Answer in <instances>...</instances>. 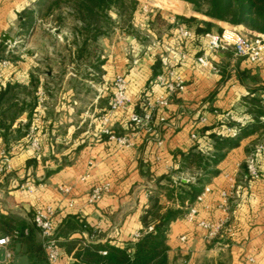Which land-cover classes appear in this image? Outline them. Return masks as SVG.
Masks as SVG:
<instances>
[{
  "label": "crops",
  "instance_id": "0c3cea01",
  "mask_svg": "<svg viewBox=\"0 0 264 264\" xmlns=\"http://www.w3.org/2000/svg\"><path fill=\"white\" fill-rule=\"evenodd\" d=\"M36 1L0 0V42L8 43L9 47L18 46L23 51L19 45L23 37L19 20L22 12ZM186 16L211 21L194 11ZM213 22L222 30L227 27L226 22ZM137 23L146 24V19L138 16ZM238 29L245 35L253 32ZM52 32L59 41L67 36L64 30ZM5 35L15 37L16 43L11 45L5 41ZM204 35L186 41L188 58L185 61L179 60L176 53L172 54L174 68L186 82L184 91L174 95L169 106L155 114L150 126L139 127L134 132L128 130L131 114L138 109L143 111L148 100L163 92L154 83L150 88L148 84L154 76L156 57L166 54L169 46L178 48L175 29L172 34H163L159 38L161 42L155 46L152 45L154 36L150 38V45H140L129 36L130 46L129 43L120 45L117 39L111 38L105 45L102 55L105 60L98 70L91 66L85 72L84 67L78 73L70 70L57 87L53 84L48 111L39 108L38 100L26 136L18 139L5 162L1 153L5 144L0 134V164H6V170L0 172V214L32 221L38 207L51 205L58 228L80 217L89 227L104 234L103 241L111 239L123 244L134 240L141 229L148 190L153 186L149 176L170 173L175 183L178 179H194L196 171L173 173L180 153H188L197 144L202 152H208L213 147L210 133L230 136L227 126H232L231 121L252 120L249 100L264 86V60L252 63L236 56L232 49L210 55L217 70L202 67L196 57L206 51ZM34 48L18 62H10L2 68L0 87L12 81L29 88L34 75L38 78L36 95L40 89H45L48 77L37 71L43 53L34 52ZM52 50L50 48L49 54ZM119 74L126 77L131 103L127 109L114 113L111 129L115 134L129 136L131 146L119 145L100 132L102 125L98 117L110 107L113 81ZM71 76L75 77L73 82ZM38 116L42 150L35 156L29 148V132ZM159 116L166 120L160 122ZM29 120L26 111L15 126ZM205 127V134H201ZM262 144L264 127L243 137L220 160L218 173L204 183L202 191L206 186L211 189L204 200L192 202L198 208L196 221H189L184 215L171 222L168 242L173 264H185L188 260L191 264H264V152L257 155L259 178L248 179L244 174V165L253 151L249 152ZM102 183L109 185L108 190L101 199L90 202L91 190ZM63 187L72 190L67 192ZM224 192L228 194L225 204ZM201 220L211 223L227 220L223 227L224 240L219 244L212 242L207 230L198 225ZM83 234L89 237L87 230H83ZM183 235L188 238L185 242L180 238ZM36 236L41 240L39 230ZM22 251L17 245L14 264H29ZM61 254L58 264H70L71 258L64 251Z\"/></svg>",
  "mask_w": 264,
  "mask_h": 264
},
{
  "label": "trees",
  "instance_id": "16d2710c",
  "mask_svg": "<svg viewBox=\"0 0 264 264\" xmlns=\"http://www.w3.org/2000/svg\"><path fill=\"white\" fill-rule=\"evenodd\" d=\"M125 1L131 3L129 10L125 7ZM176 1L165 0L166 3ZM183 1L192 4L195 12L211 21L186 16H176L174 21H170L162 18L159 13L153 14L150 11L146 20L148 32L145 42H150L153 36L162 38L166 32L172 34L177 24H182L192 31L195 39L200 34L213 32L212 29L217 27L213 21L244 25L251 30L264 33V0ZM139 5L138 0H38L22 12L19 20L20 35L24 36L34 30V42L38 45L34 48V52L38 50L43 53L37 71L48 77L44 87L47 94L43 103L45 110L49 109V93L51 94L53 84L57 87L70 70L78 73L81 67L85 69L91 66L97 70L100 68L105 60L102 57L105 53L104 44L115 34L119 26L118 20L125 16L128 21L127 27H133L131 23L137 19L139 11L141 12L138 10ZM113 10L116 18H113ZM70 19L74 24V27L70 28L72 38L66 36L64 41H59L52 30H63ZM159 22L164 24V28L158 31L156 26ZM215 32L221 33L222 28L217 27ZM43 38L50 43L46 46L45 43L42 45ZM50 45L53 49L52 54H49ZM55 46H61L63 51H55ZM29 53H31L30 48L20 51L18 46L9 47L8 43L0 42V62L7 60L16 63L22 59L23 54ZM162 71L161 56L158 55L153 66L154 76L148 88L154 83L157 74ZM71 77L73 82L75 77ZM84 77L89 78L86 75ZM37 86L38 78L33 75L29 88L12 81L0 87V134L8 155L11 154L18 139L26 136L28 132L31 118L38 106ZM87 91L89 95L92 94L91 90ZM257 92L260 95H254L249 100L248 112L252 120L239 125L237 135L225 136L212 132L209 136L213 140V147L208 152H202L197 144L188 153H180L178 167L172 169L173 173L196 171L194 179L186 181L178 179L175 183L173 174L170 173L159 177L149 176L153 186L148 190L149 197L141 215V229L137 238L123 244L114 243L111 239L103 241L104 234L98 229L89 227L80 217H74L66 225L58 228L59 247L71 258L70 264H173L169 257L168 242L171 222L185 215L188 205L201 193L204 183L218 173L217 165L228 150L237 146L250 132L258 127H264V101H262L264 86ZM26 96L29 98L26 99ZM26 111L30 120L24 125L15 126L16 120ZM136 113L143 114L144 110L138 109ZM229 124L235 123L231 121ZM138 129V124L129 121V132ZM205 131L206 127L201 134H205ZM113 132L116 133L115 130ZM252 151L254 148L249 154ZM244 174L246 178H251L247 171V163L244 165ZM176 202L180 206H177ZM33 216L32 221H29L13 215L0 214V237L9 235L10 249L15 252L16 246L19 245L23 254L27 256L29 264H50L42 240L36 236L39 229L33 222ZM83 230L88 231V238L83 234ZM225 236V228H223L211 241L219 244ZM11 264H14V261Z\"/></svg>",
  "mask_w": 264,
  "mask_h": 264
},
{
  "label": "built area",
  "instance_id": "2783aa9c",
  "mask_svg": "<svg viewBox=\"0 0 264 264\" xmlns=\"http://www.w3.org/2000/svg\"><path fill=\"white\" fill-rule=\"evenodd\" d=\"M151 9L148 6L144 7V12L148 13ZM175 19H173L174 21ZM136 26H140L142 29H147L145 23H137ZM237 26L229 25L225 27L221 33L207 32L204 37L206 39V51L196 57V61L205 68H212L217 70L210 59V55L216 54V52L232 49L234 54L238 57H245L252 63H259L264 60V33L252 32L248 35L242 34ZM176 31V43L178 48L169 46L168 52L161 57V63L163 71L157 74L154 84L163 89L162 93L156 94L153 100H148L145 104L144 113L138 114L133 112L130 116V121L139 125L140 128L150 126L154 122V116L158 111L166 109L174 95H177L184 91L186 87L185 80L176 72L173 65L172 54L176 53L179 60L185 61L188 58V52L185 48V42L192 40L194 34L188 30L182 24H177ZM160 39L155 38L153 46L160 43ZM177 47V46H176ZM10 61L0 62V82L3 80L2 68L7 66ZM113 97L111 100L110 108L101 116L98 117L102 127L101 133L107 135L111 141L116 142L119 145L131 146L132 140L129 136H122L115 134L111 129V122L115 112L119 110L127 109L131 103V99L128 95V82L124 75H116L113 81ZM45 91L40 89L38 91L39 108L43 109V103L45 98ZM262 101H264V93L262 94ZM160 122H164L166 117L159 116ZM40 117H36L35 122L32 124L29 132V148L32 150L35 156H39L42 150V143L38 136ZM245 120L235 119V124L227 126V133L231 136L237 135L239 131V125H243ZM192 137L197 139V135L193 134ZM260 152H264V145L257 146L254 151L249 155L247 163V171L252 179H257L260 176L257 155ZM4 162L9 155L6 150L1 151ZM6 170V164H0V172ZM109 185L107 183L98 184L93 187L90 193V202L94 203L102 198L104 193L108 190ZM67 192H70L71 187H63ZM210 187L206 186L204 190L196 197L195 203L202 202L206 194L210 191ZM224 204L227 203L228 194L223 193ZM198 214L197 205L191 203L188 205L185 218L189 221H196ZM55 210L51 205H43L35 210L33 216V222L38 227L41 235L43 247L46 251L47 258L50 264H58L61 260V250L59 247V238L57 236L58 227L54 220ZM227 224V220H223L220 223H211L206 220H201L198 225L207 230V235L210 240L215 238L218 233ZM228 230H231L228 228ZM139 235L136 233L135 238ZM182 241H187V236L180 237ZM11 237L4 235L0 237V264H11L14 261V252L10 249ZM185 264H191L188 260Z\"/></svg>",
  "mask_w": 264,
  "mask_h": 264
},
{
  "label": "rangeland",
  "instance_id": "374dc122",
  "mask_svg": "<svg viewBox=\"0 0 264 264\" xmlns=\"http://www.w3.org/2000/svg\"><path fill=\"white\" fill-rule=\"evenodd\" d=\"M138 1L140 3L138 10H141V12L139 11V18L142 20L143 19L147 20V18H148L147 14L150 12V11L148 13L144 12V7H146V6H148V8L151 9L150 13H153V14L159 13L162 16V18H164V19H169L170 17L171 18L174 17V19H175L176 16H186V14L190 13L191 11H194L193 5L186 2V1H183V0H177L176 2H173V3H166L165 0H138ZM125 2H126L125 7L126 8L128 7V10H129V8L131 7V3L129 1H125ZM176 6L177 7L179 6V7L176 8ZM195 13H197V12H195ZM198 14H200V13H198ZM112 15H113V18H116V13L114 12V10L112 11ZM200 15H202V14H200ZM202 16H204V15H202ZM118 21H119V26L117 27V30H116L115 34L112 36V38L117 39V41L120 43V45L123 44L124 46H126L125 44L129 43V46H130V37H134L135 40L137 39L136 41L140 45H150L151 44L150 42H148V43L145 42V39H146L145 37H146V34L148 32V26L146 27L147 29L144 30V29L140 28V26H136L135 25L136 20H134L131 23L133 27H131V28L127 27L128 21H127L125 16L121 17ZM171 21H173V20H171ZM68 23L69 24L67 26H65L63 30L66 32L67 36H70L72 38L70 28L74 27V24H73V21L71 19L69 20ZM226 24H227V26L232 25V26H237L240 29L242 28V29L251 30L244 25H234V24H231L228 22H226ZM217 27H214V28L217 29ZM156 28L159 31V29L164 28V24L159 22L158 25L156 26ZM127 30H130V31L127 32ZM251 31L257 32L254 30H251ZM258 33H260V32H258ZM38 38H41V37L38 36ZM42 40H43L42 45H44V43H45V46H46L47 44L50 43L46 38H43ZM109 42H110V39L107 40V42L104 44V47H106L105 45H107ZM19 45H21L22 50H26L28 48H30V49L34 48V30H32L30 33L24 35L22 37V40H21ZM50 48H52L51 45H50ZM55 51L62 52L63 49L61 46H55ZM85 71H87V67L84 69V72ZM14 259H15V256H14Z\"/></svg>",
  "mask_w": 264,
  "mask_h": 264
},
{
  "label": "water",
  "instance_id": "95a60500",
  "mask_svg": "<svg viewBox=\"0 0 264 264\" xmlns=\"http://www.w3.org/2000/svg\"><path fill=\"white\" fill-rule=\"evenodd\" d=\"M4 40L5 41H9L11 43V45H14L16 43V38L12 37L10 35H5L4 36Z\"/></svg>",
  "mask_w": 264,
  "mask_h": 264
}]
</instances>
